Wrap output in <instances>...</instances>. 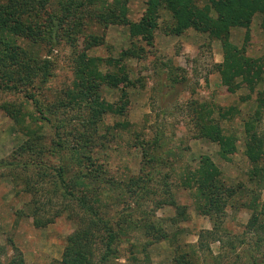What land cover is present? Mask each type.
Wrapping results in <instances>:
<instances>
[{
    "label": "rangeland",
    "instance_id": "1",
    "mask_svg": "<svg viewBox=\"0 0 264 264\" xmlns=\"http://www.w3.org/2000/svg\"><path fill=\"white\" fill-rule=\"evenodd\" d=\"M114 1L48 0L47 10L58 18H66L57 33L46 12L37 11L38 0L27 2L35 25L41 26L43 33L38 42L23 37L15 39L41 57L51 59L52 74L46 83H41L39 75L34 85L20 84L18 90L0 86V105L14 103L24 112L20 125L0 108V162L39 160V166L51 168L66 165L62 160L65 159L70 179L79 172L81 168L73 155L74 135L70 131L86 129L83 117L89 115V106L84 103L64 108L60 104L68 101V92L75 88V38L79 52L105 60L119 59L120 53L131 47L127 24L113 22L105 26L99 22V16L110 10ZM126 1L128 19L140 20L148 0ZM70 2L73 5L67 10ZM7 3L8 0H0V10ZM160 15L154 46L142 43L146 48L143 56L122 62L129 75L141 82L128 88L129 104L123 114H104L97 128L99 146L91 152L97 164L103 163L101 170L106 172L101 177L105 180L100 190H96L99 184L92 182L94 191L90 194L98 195L101 215L112 223L118 235L113 244L116 253L106 264H264V232L248 226L252 213L256 207L261 211L257 205L264 200V106L255 129L262 140L257 163L247 155L245 131L247 120L259 108L258 91L264 88V82L258 84L255 92L242 79L235 86L225 85L216 67L224 61L222 42L195 29L180 35L169 33L166 28L173 23L172 15L167 9H161ZM263 17L262 13L254 16L247 43L245 28L236 26L231 30L232 42L239 47L245 45L246 54L255 59L264 58ZM51 30L54 42L47 40ZM100 69L115 70L106 62ZM16 71L11 64L0 66V85L14 84L11 74ZM121 86L103 85L102 98L119 104ZM27 94L35 95L47 115L54 112L50 115L54 123L66 124L61 130L67 145L62 154L56 153L55 124L42 118ZM200 117L205 121L213 119L226 135L236 139V148L227 157L221 155L218 143L200 136ZM29 131L42 146L41 152L20 156L15 152L27 140ZM150 156L155 161H148ZM206 157L220 169L221 180L236 189L218 216L201 211L203 201L191 180L192 173ZM22 167L0 165V258L3 264L8 263L18 249L25 264H52L62 258L67 237L77 230L79 220L66 208L72 203L70 199L51 194L52 184L46 180L40 188L48 193L37 195L46 205L45 215L66 210L47 226L37 227L30 215L34 197L23 192V183L16 184L13 178V174L23 173ZM131 177L137 180L131 188L121 184ZM115 179L119 182L113 185ZM178 207L184 208V215L180 216ZM148 224L156 229L148 230ZM160 229L168 238L156 239ZM208 230L213 231L212 236L205 234L201 240L200 235ZM105 243L106 236L96 231L93 242L96 260L105 253Z\"/></svg>",
    "mask_w": 264,
    "mask_h": 264
},
{
    "label": "trees",
    "instance_id": "2",
    "mask_svg": "<svg viewBox=\"0 0 264 264\" xmlns=\"http://www.w3.org/2000/svg\"><path fill=\"white\" fill-rule=\"evenodd\" d=\"M48 0H38L37 11H45L48 15V20L52 22V27H56L57 33L65 22L66 18H58L46 8ZM29 0H8V3L2 6L0 10V66L11 64L17 68L14 74H11V80L14 84L4 83L0 85L3 89L18 90L20 84L34 85L35 79L41 75V83H46L52 74L53 63L51 59L43 58L35 51L17 42L18 37L26 38L27 40L39 41L43 31L41 26L35 25L36 19L31 16L30 8L27 5ZM23 3V4H22ZM73 2H70L67 10H70ZM81 5V3H80ZM35 8V7H34ZM167 9L173 18V23L168 25L166 30L169 33L180 35L188 29H195L198 32L207 34L210 39H217L222 42L224 61L216 65L221 73L223 83L227 86L237 85V80L242 79L249 87L251 92L256 91L259 83L264 82V58H252L246 54V47H239L231 40L232 27H242L246 29L245 43L250 40V30L253 18L257 13H262L264 16V0H208L203 4L202 0H148V7L138 21L128 19V6L125 0H115L113 6L110 7L103 15L99 16V22L108 26L113 22H121L128 25L131 36V47L124 49L120 53L119 59L109 58L107 60L100 57H92L87 52H79L77 49L78 38L73 41L75 46V88L69 91L68 101L62 102L60 107H78L84 103L89 106V115L83 117L86 129H72L70 132L74 135L73 155L78 161L80 170L78 173L69 178V165L67 160L66 165L62 164L59 167H48L40 164L39 160H33L20 163L15 161L0 162V165L22 166L23 173H16L14 181L16 184L23 183L24 192H30L34 197V207L31 208L30 215L34 219V224L37 227L47 226L53 222L54 218L59 217L66 210L59 209L54 213L45 215L46 205L37 199V195L43 191L40 185L46 180L52 184L50 193L63 198L70 199L71 204L66 206L74 217L78 218L79 226L72 234L67 237L62 258L55 260L52 264H106L111 261L112 254L116 253L113 244L118 239V235L114 230L112 223L101 215L98 205V195L90 194L92 182L99 184L96 190H100L103 184L104 173L106 170H101L103 163L97 164L93 159L92 151L96 146H99V137L97 136L98 125L102 121L104 114L107 112H116L123 114L129 104L128 88L136 87L141 82L140 79H134L128 73L125 65L122 62L126 58L134 56H143L146 46H154L156 31L160 28V10ZM29 15V16H27ZM28 20V21H27ZM262 27L264 29V17ZM38 29V30H37ZM54 33L51 31L47 34V40L54 42ZM17 41H16V39ZM96 43V40L93 44ZM92 43L90 42V45ZM106 62L109 67L115 68L114 71L103 72L100 66ZM121 86L120 103H110L101 96L103 85L117 87ZM27 98L34 100L37 110L41 113L42 118L49 122H53L56 126V153L62 154L67 145L62 138L63 126L54 123L51 119V114L47 115L40 103L35 98L34 94H27ZM258 106L256 112L247 120L245 131L247 134L246 152L251 161L257 163L262 153V140L259 138L256 129V123L261 120L262 107L264 106V88L258 91ZM16 123L22 125L24 121V112L22 108L14 103L5 102L0 105ZM226 115L225 113L223 114ZM203 117V116H202ZM200 117V136L210 139L219 144L221 155L227 157L236 148V139L233 136L226 135L224 130L213 119L205 121ZM203 119L204 122H201ZM62 130V131H61ZM29 137L21 145L20 149L16 150L20 156L38 155L42 146L37 142V138H33L32 132L29 131ZM32 135V136H31ZM107 135H103L106 138ZM64 141V142H63ZM159 142V140H157ZM14 153V156L17 155ZM61 158V157H60ZM155 161V157L150 156L148 161ZM95 165H98L95 166ZM93 166H95L93 168ZM33 168V169H32ZM85 168V169H83ZM37 169V171H36ZM32 171V174L29 172ZM26 173V174H25ZM102 177V178H101ZM194 187L197 194L202 199L203 204L201 211L209 215L218 216L224 211L228 199L236 194L235 187L225 184L221 180V171L217 165L206 157L198 169L192 173ZM91 180L88 184L87 181ZM92 179H94L92 181ZM20 181V182H19ZM119 181L116 179L112 184ZM128 182V183H127ZM122 181L127 184L126 188L136 184L137 180L131 177L129 181ZM97 196V197H95ZM74 204V205H73ZM175 205V201H171ZM261 211H257L259 207L252 213L249 221V229H256L259 232H264V219H261V214L264 215V200L260 205ZM180 208L179 214L184 215L185 210ZM52 216V217H51ZM148 230L156 229L155 225H146ZM96 231L106 236L105 253L100 259L96 260L93 249V242L96 237ZM156 239L168 238V234L160 229ZM206 235L212 236L213 231L208 230L203 232L200 237L203 240ZM147 248L144 249L146 251ZM16 255L5 264H25L23 253L16 249ZM0 264L2 260L0 258Z\"/></svg>",
    "mask_w": 264,
    "mask_h": 264
}]
</instances>
